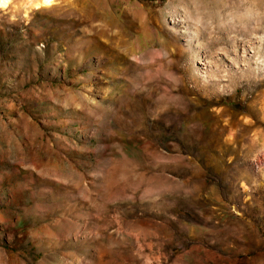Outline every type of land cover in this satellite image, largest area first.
Instances as JSON below:
<instances>
[{
    "label": "rangeland",
    "instance_id": "374dc122",
    "mask_svg": "<svg viewBox=\"0 0 264 264\" xmlns=\"http://www.w3.org/2000/svg\"><path fill=\"white\" fill-rule=\"evenodd\" d=\"M0 10V264H264V0Z\"/></svg>",
    "mask_w": 264,
    "mask_h": 264
},
{
    "label": "bare ground",
    "instance_id": "6f19581e",
    "mask_svg": "<svg viewBox=\"0 0 264 264\" xmlns=\"http://www.w3.org/2000/svg\"><path fill=\"white\" fill-rule=\"evenodd\" d=\"M55 0H40L36 6L39 7H51L54 5ZM11 0H0V10L7 9L10 6Z\"/></svg>",
    "mask_w": 264,
    "mask_h": 264
},
{
    "label": "snow or ice",
    "instance_id": "6c2138e0",
    "mask_svg": "<svg viewBox=\"0 0 264 264\" xmlns=\"http://www.w3.org/2000/svg\"><path fill=\"white\" fill-rule=\"evenodd\" d=\"M46 2H47V0H46Z\"/></svg>",
    "mask_w": 264,
    "mask_h": 264
}]
</instances>
